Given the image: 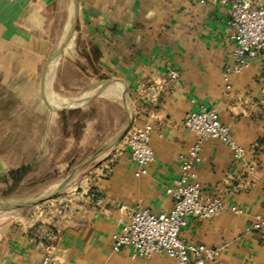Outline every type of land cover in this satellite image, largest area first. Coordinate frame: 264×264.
I'll return each mask as SVG.
<instances>
[{
    "label": "crops",
    "instance_id": "1",
    "mask_svg": "<svg viewBox=\"0 0 264 264\" xmlns=\"http://www.w3.org/2000/svg\"><path fill=\"white\" fill-rule=\"evenodd\" d=\"M228 21L227 9L207 0H0L4 90L21 100L35 90L45 108L73 112L100 86L124 94L123 126L112 121L103 129L107 116L97 101L88 102L89 132L108 138L72 174L114 149L109 165L92 168L72 198L57 201L69 206V215L19 219L0 228V264H40L47 245L58 264H174L161 254L138 258L126 248L114 251L112 236L137 208L154 214L172 208L165 190L180 175L179 156L196 141L183 122L200 106L216 112L246 154L237 162L219 141L202 143L194 168L202 200L218 197L224 208L210 220L186 218L179 237L186 244L220 248L208 264H264V229L251 230L256 217H264V83L257 60L226 78L234 64ZM169 69L176 79L166 77ZM46 91L63 98L81 95L68 105L55 100L68 106L61 107ZM134 125L150 128L154 160L142 172L120 146ZM10 168L0 155V175Z\"/></svg>",
    "mask_w": 264,
    "mask_h": 264
},
{
    "label": "built area",
    "instance_id": "2",
    "mask_svg": "<svg viewBox=\"0 0 264 264\" xmlns=\"http://www.w3.org/2000/svg\"><path fill=\"white\" fill-rule=\"evenodd\" d=\"M206 0H200L204 3ZM228 11V24L233 41V66L226 72V78L238 73L253 61L261 65V80L264 83V1L262 0H207ZM169 79H176L177 72L169 69ZM230 86L226 85V89ZM264 92V89H262ZM183 126L196 136L195 143L187 155L179 156L180 175L165 192L172 198V208L167 213L154 214L145 208H137L130 215L129 222L112 236L114 251L129 249L132 257L149 258L154 254L165 255L174 264H208L217 259L220 248H208L201 244H186L180 237L181 228L188 217L210 220L218 215L224 204L218 197L202 200V188L194 168L201 161V145L206 140H216L224 145L235 161H242L246 151L237 145L229 129L220 124L216 112L200 106L195 112L186 115ZM148 126H131L122 139V150L130 162L139 170L154 160L149 144ZM142 172V170H141ZM140 172L136 173L138 176ZM232 211L238 212L234 207ZM264 229V217H256L251 230ZM40 264H58L53 257L51 245L45 247Z\"/></svg>",
    "mask_w": 264,
    "mask_h": 264
},
{
    "label": "rangeland",
    "instance_id": "3",
    "mask_svg": "<svg viewBox=\"0 0 264 264\" xmlns=\"http://www.w3.org/2000/svg\"><path fill=\"white\" fill-rule=\"evenodd\" d=\"M52 71L50 68V75ZM50 75L46 87L48 89ZM69 80L79 81L73 78ZM86 83L92 87L101 84L100 81H97V85L94 84L95 81ZM81 85L82 88L85 86L83 81ZM100 87L97 89L104 90ZM96 90L86 100V104L73 112L53 106L45 108L42 105V95L35 90L21 100L18 95L4 90L0 83V155L11 167L7 173L0 175V203H13L48 195L106 143L108 137L105 134L95 135L93 131L89 132L90 100L97 101L98 111L103 117L107 116V119L102 120L103 129L109 128L112 121L124 125V113L120 110L124 94L117 89L120 94L116 92L114 95L118 98L108 100L94 96ZM46 94L49 99L67 105L76 103L75 99L81 95L69 93L60 98L61 96L52 92ZM120 146H123L122 142ZM114 154V149L108 150L91 161L70 185L50 199L26 208L0 211V228L19 219L54 220L65 213L69 215V206L63 207L57 201L72 198L79 191V188L74 190V187L80 186L92 168L109 165L108 162Z\"/></svg>",
    "mask_w": 264,
    "mask_h": 264
},
{
    "label": "water",
    "instance_id": "4",
    "mask_svg": "<svg viewBox=\"0 0 264 264\" xmlns=\"http://www.w3.org/2000/svg\"><path fill=\"white\" fill-rule=\"evenodd\" d=\"M74 4L76 3V0H73ZM74 22V21H73ZM73 22L70 25V28L66 34V36L64 37L62 43L58 46L56 52L54 55L58 54L61 49L63 48L64 43L66 42V40L68 39L72 29H73ZM50 63V60H49ZM48 64V63H47ZM107 85H109V83H107ZM90 94V92H88L85 97H87ZM83 97V98H85ZM52 101V100H51ZM55 105L57 106H61V107H68L66 105H61L60 103H56L54 101H52ZM76 173L71 174L69 177H67L65 180H63L51 193H49L46 196L43 197H37V198H32V199H26V200H22V201H17V202H13V203H0V211H13L16 209H20V208H26V207H30V206H34L37 205L47 199H50L51 197H53L55 194L59 193L61 190H63L66 185L76 176Z\"/></svg>",
    "mask_w": 264,
    "mask_h": 264
},
{
    "label": "bare ground",
    "instance_id": "5",
    "mask_svg": "<svg viewBox=\"0 0 264 264\" xmlns=\"http://www.w3.org/2000/svg\"><path fill=\"white\" fill-rule=\"evenodd\" d=\"M57 60V59H56ZM50 68H51V70H54V60H53V62L50 64ZM112 85V84H111ZM114 86V85H113ZM115 87V86H114ZM116 89H117V87H115ZM61 89V88H60ZM96 90V89H95ZM63 92V91H62ZM94 92V91H93ZM64 94V93H63ZM95 94L97 95V96H101V97H105V98H107V99H113V98H118L117 97V95H114V94H116V91L112 88V87H108L107 89H104V90H99V89H97L96 90V92H95ZM72 96V95H71ZM69 97V96H68ZM68 97H66V98H68ZM60 98H63L62 96L60 97ZM71 98V97H70ZM51 99V98H50ZM52 100V99H51ZM52 101H54V100H52ZM54 102H56V101H54ZM57 104H58V102H56Z\"/></svg>",
    "mask_w": 264,
    "mask_h": 264
}]
</instances>
